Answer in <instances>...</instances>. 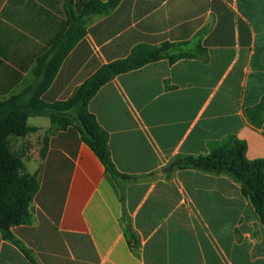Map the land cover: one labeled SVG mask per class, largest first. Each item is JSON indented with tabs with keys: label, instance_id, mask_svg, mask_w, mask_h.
Segmentation results:
<instances>
[{
	"label": "crops",
	"instance_id": "0c3cea01",
	"mask_svg": "<svg viewBox=\"0 0 264 264\" xmlns=\"http://www.w3.org/2000/svg\"><path fill=\"white\" fill-rule=\"evenodd\" d=\"M66 2L0 0V101L35 82L38 58L68 29ZM164 42L191 56L120 74L88 104L122 187L75 127L53 132L34 220L12 228L32 260L0 233V264H264V227L238 183L168 169L231 138L264 159V0H122L89 18L41 99L66 100L102 65ZM28 125L53 128L46 116Z\"/></svg>",
	"mask_w": 264,
	"mask_h": 264
},
{
	"label": "trees",
	"instance_id": "16d2710c",
	"mask_svg": "<svg viewBox=\"0 0 264 264\" xmlns=\"http://www.w3.org/2000/svg\"><path fill=\"white\" fill-rule=\"evenodd\" d=\"M122 0H90L81 10L74 8V0H67L65 12L68 29L37 60L35 82L23 93L0 101V233L5 240L14 242L32 260L27 249L12 232L18 225L34 220L33 201L40 187V178L24 172L20 156L9 146L10 137L27 135L32 128L30 116L49 117L55 131L75 127L83 143L91 148L106 171L122 187L126 174L116 168L109 148V134L88 110V104L97 92L116 76L168 59L175 62L190 57L183 46L187 43L164 42L160 45L138 44L126 58L102 65L79 85L66 100L47 102L41 95L50 87L62 62L84 37L92 15L102 14L117 7ZM238 149L231 156L220 150L208 155L177 157L168 169H197L213 175H227L241 187L243 196L253 205L264 227V159L248 160L246 143L236 141ZM48 139L45 144L47 151ZM167 169V170H168Z\"/></svg>",
	"mask_w": 264,
	"mask_h": 264
},
{
	"label": "rangeland",
	"instance_id": "374dc122",
	"mask_svg": "<svg viewBox=\"0 0 264 264\" xmlns=\"http://www.w3.org/2000/svg\"><path fill=\"white\" fill-rule=\"evenodd\" d=\"M53 132H55V127L47 130L33 128L25 136L10 137V149L20 156L24 164V172L39 178L46 140ZM236 141L235 138L226 140L217 145L214 150H220L226 156H231L238 149Z\"/></svg>",
	"mask_w": 264,
	"mask_h": 264
}]
</instances>
